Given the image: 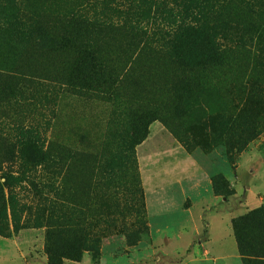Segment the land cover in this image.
I'll list each match as a JSON object with an SVG mask.
<instances>
[{"label": "rangeland", "instance_id": "374dc122", "mask_svg": "<svg viewBox=\"0 0 264 264\" xmlns=\"http://www.w3.org/2000/svg\"><path fill=\"white\" fill-rule=\"evenodd\" d=\"M83 1L150 33L196 20L225 53L177 104L148 58L104 55L77 88L53 20ZM152 1L0 0V264H46L48 230L100 240L61 264H243L231 221L264 205V0H211L194 19L190 0L174 19ZM17 17L35 31L14 34Z\"/></svg>", "mask_w": 264, "mask_h": 264}, {"label": "trees", "instance_id": "16d2710c", "mask_svg": "<svg viewBox=\"0 0 264 264\" xmlns=\"http://www.w3.org/2000/svg\"><path fill=\"white\" fill-rule=\"evenodd\" d=\"M169 1L171 8L166 5L165 11L174 19L172 7L178 11L180 1ZM83 2L77 3L76 8L57 13L53 20L55 42L61 43L59 50L67 49L72 52L73 71L67 78L73 82H80L77 88L83 87V80H86V83H93L94 77L102 71L104 55L111 53L123 56L127 62L130 59L138 61L141 58H148L147 62L151 64L153 70L164 71L165 75L172 78L168 86L174 93H179L174 99L177 104L181 100L180 95L183 96L199 86L194 82L199 71L203 72L207 67L219 64L225 53L210 31L195 25L196 20L191 25H176L175 29L169 32L150 33L138 25L137 21L126 26L121 18L127 19L128 13L113 10L115 15L110 16L113 18L110 19L107 13L88 10L87 2ZM93 2L95 4L96 0ZM162 2L165 0H154L152 4L161 8L165 4ZM210 2L211 0H190L192 7L185 12H191L194 19V14L200 11L201 5ZM176 14L178 15V12ZM144 16L148 17L141 11L139 20ZM13 22L15 23L11 29L17 35L29 36L35 31L34 27H37L35 23L32 24L20 17L14 18ZM106 70L108 74L101 86L107 89L111 77L109 73L114 69L107 67ZM82 71L89 76L82 79L80 77ZM211 185L212 190L219 196L232 194L219 193L221 187L215 179H212ZM13 227V233H17L19 228ZM231 228L236 250L243 264H264V205L232 220ZM45 242L46 264H61L63 259L78 262L84 252L91 254L92 257L99 253V238L82 233L67 235V232L63 234L48 230L45 233Z\"/></svg>", "mask_w": 264, "mask_h": 264}]
</instances>
